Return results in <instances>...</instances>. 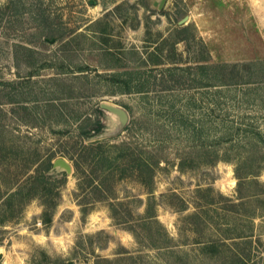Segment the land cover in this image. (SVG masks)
I'll return each mask as SVG.
<instances>
[{
	"label": "rangeland",
	"instance_id": "374dc122",
	"mask_svg": "<svg viewBox=\"0 0 264 264\" xmlns=\"http://www.w3.org/2000/svg\"><path fill=\"white\" fill-rule=\"evenodd\" d=\"M156 1L0 0V264H264V187L249 216L219 196L239 202L241 157L264 183V0ZM99 142L111 158L161 161L157 220L131 169L102 199L89 162ZM57 158L73 172L46 222L38 193L64 172H46ZM209 186L208 220L194 224Z\"/></svg>",
	"mask_w": 264,
	"mask_h": 264
},
{
	"label": "trees",
	"instance_id": "16d2710c",
	"mask_svg": "<svg viewBox=\"0 0 264 264\" xmlns=\"http://www.w3.org/2000/svg\"><path fill=\"white\" fill-rule=\"evenodd\" d=\"M188 28L186 26L180 27V32L187 31ZM185 39V38H183ZM256 135V134H255ZM102 143L99 142L96 147H92L93 149H96L93 154V157L91 158V165H92V183L94 184V187L96 189L102 188L100 191H104V198H112L113 200H116L115 195V181L119 180V177L126 176L127 170L131 169L132 175L135 177V179L140 182L151 197L149 198L146 206V216L145 220L153 222V220H157V213H156V207H157V200L156 196L154 194V188H153V181L155 177V172L160 167V160L157 159L155 156L151 157H145L141 153H136V151H131L130 154H128L127 150H124L120 154L109 157V155H106L107 153L102 150ZM117 147V146H115ZM52 160L48 161V167L46 166L45 170L46 172H50L53 168ZM80 163L75 160V171L80 174ZM109 171V177H105L106 174H103L104 172ZM126 171V172H124ZM260 167L256 165L255 162L248 158L241 157L236 162V168H235V174L238 178V188H237V197L236 200L239 202H234L233 199L224 196L223 194H219L221 198H224V203L222 206H220L221 209L227 211H234L238 210L241 214H244L246 216L250 215V210L248 209L250 199L257 196L259 197L260 194L263 192L264 183H262L259 180L260 175ZM123 175V176H122ZM118 177V178H117ZM67 179V173L64 171L61 175V177H55L52 180L44 179L41 183L45 182H51L53 184L50 188H43L41 192L38 193V198L41 200V204L43 205V213L42 218L46 222H51L50 220V212L51 209L55 208L58 205L59 197H60V189L61 186H63ZM53 182V183H52ZM60 184V187H59ZM107 188H104L103 186H106ZM254 185L256 188L261 187V190H258L254 193L246 194L244 192V189H246V186ZM213 191V187L209 186L207 188H198L199 192V200L200 203L196 206V211L193 212L188 217L193 220L194 224H199L204 226L205 221H207V211L206 208H208L213 202V199L211 198V192ZM50 196L48 197V194ZM172 198H179V196L175 193H172L170 195ZM180 199H178L179 201ZM205 200V201H204ZM181 201V200H180ZM175 209L177 210H184L186 207L185 202H178V204H175L174 202L171 204ZM122 206V203L120 202H110V209L112 212V217L115 221H117L119 224H121L120 219L118 217V207ZM87 210L86 204L83 202V213H85ZM219 232H221V235L224 236L227 231L230 228H222L223 225L226 224H219ZM229 226V224H227ZM226 226V227H228ZM133 232L135 236H137L136 230L133 226H129L128 228ZM198 231V230H197ZM216 240L212 238H208L206 241V244H213Z\"/></svg>",
	"mask_w": 264,
	"mask_h": 264
},
{
	"label": "water",
	"instance_id": "95a60500",
	"mask_svg": "<svg viewBox=\"0 0 264 264\" xmlns=\"http://www.w3.org/2000/svg\"><path fill=\"white\" fill-rule=\"evenodd\" d=\"M166 3H167V0H160V1H156L155 5H157L158 8L160 10H162L165 7ZM188 19H189V16H185L184 18H182L179 21V24L182 25V24L186 23L188 21ZM101 107L103 109L109 110V111L117 114L119 116V118H120V122L122 124H126L127 119H128V115L123 109L115 108V107H113V106H111L110 104H107V103H102ZM53 165H54V168H57L59 170H63V171H65L68 174H71L73 172L72 165L65 158H57L54 161ZM1 258H2V254L0 253V259Z\"/></svg>",
	"mask_w": 264,
	"mask_h": 264
},
{
	"label": "bare ground",
	"instance_id": "6f19581e",
	"mask_svg": "<svg viewBox=\"0 0 264 264\" xmlns=\"http://www.w3.org/2000/svg\"><path fill=\"white\" fill-rule=\"evenodd\" d=\"M111 106H113V107H115V108H118L117 106H114V105H112V104H110Z\"/></svg>",
	"mask_w": 264,
	"mask_h": 264
}]
</instances>
